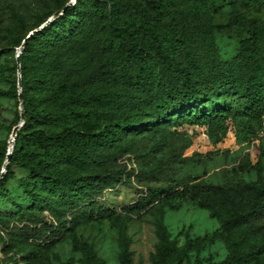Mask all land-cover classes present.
<instances>
[{"label":"rangeland","instance_id":"374dc122","mask_svg":"<svg viewBox=\"0 0 264 264\" xmlns=\"http://www.w3.org/2000/svg\"><path fill=\"white\" fill-rule=\"evenodd\" d=\"M69 1L0 0V170L11 145V129L20 112L17 94L21 91L25 67L34 63L32 48L23 52L21 61L17 62L18 47L28 30L36 28L39 19L46 24L53 17L48 12L59 8L61 14L62 5ZM85 1L78 21L72 18L64 27L63 43L49 47V59L59 63L58 73L65 78L67 86L84 81V86H95L97 91L113 88L142 96L147 95L151 86L155 88L166 81L173 83L174 67L158 60L154 47L149 45L143 53L152 66L149 83L140 87L122 85L107 67L110 50L105 47V36L110 23L135 28L141 22L142 10L158 22L180 20L183 41L193 38L200 46L199 64H189L188 68L198 78H205L234 74L233 56L247 36L246 20L264 19V0ZM93 3L101 8V15ZM61 28L59 25L58 30ZM37 90L33 91L35 97L41 94ZM245 99L235 89H218L207 95L203 105L189 103L163 120L147 102L133 105L126 98L107 108L95 99L92 104L100 113L91 117L92 121H106L130 112L142 120L141 124L122 132L116 142L102 147L98 153H90L91 163L87 168L64 163L69 176L82 178L100 189L98 203L114 208L115 212L109 217L87 220L81 216V221L71 224V214L55 220L44 208L32 224L54 223L55 227L45 229L44 235L54 229L62 232L43 246L39 245V237L25 243L17 236L13 226L18 216L17 205L0 197V214L14 216L8 225H0V264H88L84 245L91 248V264H119L122 238L127 241L133 264H153L152 254L158 241L153 209L149 204L129 207L147 193L149 186L164 187L191 180L221 183L229 177L253 182L258 178V161L264 177V115L252 117ZM89 108L86 105L82 110ZM192 116L209 119L196 120ZM88 118L82 115L79 125L89 121ZM11 169L14 177L9 179L7 188L26 213L33 212L36 208L17 180L28 173L16 162ZM88 213L89 210L85 214ZM251 222L257 227L249 231L244 227L225 230L209 211L190 201L177 209L166 208L164 223L176 242V251L168 264H197L196 258L203 264L218 262L253 243L258 247L253 264H264V216ZM186 236L190 242L187 253L183 252Z\"/></svg>","mask_w":264,"mask_h":264},{"label":"trees","instance_id":"16d2710c","mask_svg":"<svg viewBox=\"0 0 264 264\" xmlns=\"http://www.w3.org/2000/svg\"><path fill=\"white\" fill-rule=\"evenodd\" d=\"M85 3V0H76L67 5L61 14L59 8L50 10L48 15H52V19L41 28L38 27L43 19L37 21L38 29L28 38L19 55L20 62L21 55L27 49L32 48L35 52L34 63L25 67L23 75L21 95L24 122L16 131L10 160L0 177V197L17 205L15 214L18 216L13 226L17 236L25 243L39 237V245L46 246L55 234L62 232L54 229L52 233L44 235L45 229L55 227L54 223L44 221L40 226L32 224L44 208L55 220H62L66 214H71V224L81 221V216L87 220L109 217L115 212L114 208H105L98 203L97 195L102 193L100 189L90 182H83L82 178L69 176L64 163L87 168L91 163L90 153H98L102 147L116 142L122 132L141 124L142 120L139 115L130 112L117 114L106 121H92L91 117L100 113L92 104L95 99L107 108L122 103L126 98L133 105L147 102L157 117L163 120L189 103L203 105L207 95L218 89L232 88L246 97L244 104L252 117L264 115V19L246 20L247 36L233 56L235 73L205 78H198L188 68L189 64H199L200 46L193 38L183 41L180 20L158 22L150 19L148 13L142 10L141 22L135 28L110 23L105 36V47L110 50L107 67L122 85L140 87L149 83L152 66L143 56L149 45L154 47L158 60L174 67L173 83L166 81L155 88L151 86L147 95L142 96L113 88L97 91L95 86H84V81L67 86L65 78L58 73L59 63L49 59V47H59L63 43L64 27L72 18L78 21L79 10ZM93 5L97 14L101 15V8H97L96 3ZM12 16L16 14L12 13ZM59 25L62 26L60 30ZM36 89L40 96H34ZM86 105L91 108L82 110ZM84 114L89 121H82L80 126V117ZM192 117L196 120L209 119L207 116ZM18 121L19 114L15 123ZM14 162L28 173L17 180L32 201L33 208H36L33 212L26 213L6 186L9 179L14 177L11 169ZM261 172V162L258 161V178L253 182L229 177L221 183L191 180L164 187L149 186L147 193L129 207L149 204L153 209V224L158 239L152 254L153 264H168L176 251L175 239L170 237L164 223V213L166 208L177 209L183 202L190 201L206 209L225 230L244 227L249 231L256 228L257 225H253L251 220L264 216V177ZM88 210L89 213L85 214ZM11 218L14 216L0 214V225L7 224ZM186 238L183 252L187 253L190 242ZM119 243V264H133L127 241L122 238ZM257 248V244L253 243L246 250H235L224 259L209 264H253ZM196 249L198 251L199 247ZM84 250L88 264H91L90 246L84 245ZM196 260L197 264H203L198 258Z\"/></svg>","mask_w":264,"mask_h":264},{"label":"water","instance_id":"95a60500","mask_svg":"<svg viewBox=\"0 0 264 264\" xmlns=\"http://www.w3.org/2000/svg\"><path fill=\"white\" fill-rule=\"evenodd\" d=\"M72 4V0H70L69 2H67L61 9V11H63L67 5ZM46 23V22H45ZM44 24H41L38 28H41ZM38 28H34L32 30H29L28 33L23 37L21 44L18 47L17 53H16V61L19 62V53L21 52V50L23 49L24 45L26 44L28 38L33 34L34 31H36ZM18 83L20 84V80L18 79ZM18 100H19V108H20V112H19V121L12 127L11 129V133H10V140L9 142H11V145L8 146V149L6 151V158L4 160V163L2 165V168L0 170V177H2L3 173L5 172V166L6 164L9 162L10 157H11V152H12V147L14 145V136L16 135V131L17 129L23 124L24 122V109H23V105H22V95H21V91H18Z\"/></svg>","mask_w":264,"mask_h":264},{"label":"bare ground","instance_id":"6f19581e","mask_svg":"<svg viewBox=\"0 0 264 264\" xmlns=\"http://www.w3.org/2000/svg\"><path fill=\"white\" fill-rule=\"evenodd\" d=\"M11 143V142H10Z\"/></svg>","mask_w":264,"mask_h":264}]
</instances>
